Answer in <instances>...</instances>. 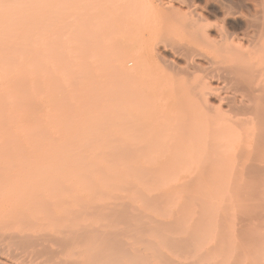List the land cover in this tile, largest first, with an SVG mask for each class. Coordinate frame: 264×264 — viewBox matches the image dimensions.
I'll use <instances>...</instances> for the list:
<instances>
[{"label":"bare ground","instance_id":"1","mask_svg":"<svg viewBox=\"0 0 264 264\" xmlns=\"http://www.w3.org/2000/svg\"><path fill=\"white\" fill-rule=\"evenodd\" d=\"M215 10L183 0H0V174H15L0 180L1 248L23 245L53 264H148L166 248L172 227H90V146L117 150L133 127L126 138L158 150L159 167L264 174V0L247 13ZM101 55L122 64L96 85ZM90 117L110 132L90 139ZM29 143L80 150L78 164L44 156L36 167L7 151ZM32 216L33 225H13ZM141 240L147 248L131 252Z\"/></svg>","mask_w":264,"mask_h":264},{"label":"rangeland","instance_id":"2","mask_svg":"<svg viewBox=\"0 0 264 264\" xmlns=\"http://www.w3.org/2000/svg\"><path fill=\"white\" fill-rule=\"evenodd\" d=\"M183 1L195 3L199 7L209 6L214 12L215 8H219L230 13L240 9L247 13L249 4L254 0ZM238 21L232 23L237 30L243 24ZM99 58L97 67L101 71L94 79L96 85L107 77L112 68L122 64L121 60L115 61L103 55ZM24 92L28 94L26 88ZM46 95H51V92L46 91ZM107 123L106 119L90 117V139L95 140L98 135V138L105 137L110 132ZM130 130L129 133L120 134L123 142L117 150L112 142L110 149L106 150L90 146V227H121L131 235L136 234L135 229L140 227L174 228L175 232L169 235L174 239L166 238L170 241L166 244L168 247L159 245L161 255L159 253L149 258L148 264H264V174L245 176L242 170L245 166L234 164L213 176L205 172L189 175L187 167L180 164L159 167L161 157L158 150L146 148L138 138H126L133 130L136 133L135 127ZM26 145L7 151L13 158L19 157L36 167L42 164L40 158L44 156L50 157V160L74 161L78 164L76 157L81 152L59 143L51 146ZM107 165L110 166L106 168ZM75 174L69 173L74 177ZM9 176L15 174H0V180ZM5 210L0 207V218L4 217ZM36 217L17 221L13 225H33L31 221ZM74 219V215L70 214L66 221ZM66 221L65 224L68 223ZM144 241L132 243L133 248L129 250L144 251L147 248L145 245L149 244ZM13 246L15 249L12 248L10 253ZM22 246L14 243H7L3 248L0 246V253L4 250L0 254V264H53L47 262L45 257L40 259L39 256L31 255ZM25 253L30 257L35 256V259ZM34 260L39 263H34Z\"/></svg>","mask_w":264,"mask_h":264}]
</instances>
